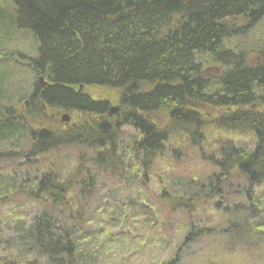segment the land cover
Masks as SVG:
<instances>
[{
    "label": "trees",
    "instance_id": "1",
    "mask_svg": "<svg viewBox=\"0 0 264 264\" xmlns=\"http://www.w3.org/2000/svg\"><path fill=\"white\" fill-rule=\"evenodd\" d=\"M6 4L13 11L0 5V33L7 40L9 32L34 38L37 55L30 67L51 87L42 89L35 83L29 97L32 106L22 113L17 110L27 94H20L15 105L6 104L14 95H5L10 82L0 80V146L5 147L0 163L18 158L24 136L36 157L46 158L69 145L77 152L64 175L61 168L55 172L54 165L37 174L31 154L23 166L32 173L0 176V202L24 194L25 200L37 205L30 220L10 211L12 219L25 222L15 227L17 241L23 242L21 251L52 264L75 263L88 241L84 237L88 203L102 182L115 180L121 185L137 182L140 194L139 187L147 188L153 179L160 184L167 179L181 190L171 197L172 185L160 187L161 206L171 199L177 202L175 208L186 210L200 198L228 199L222 197L224 192L235 193L239 187L233 219L245 230L264 228V219L250 224L259 213L254 188L264 182V31L247 42L253 31L264 29V0H215L198 6L187 0H9ZM8 46L0 39V66L12 63L14 52ZM203 56L218 66V74L205 73ZM81 86L114 92L118 115L110 116L108 100L94 101L79 93ZM203 106L237 112L219 117L208 132L196 111ZM39 107L74 113L80 120L62 132L32 130ZM160 112L168 114L172 128H179L159 129L151 117ZM124 129L136 135H127ZM246 135L253 139L251 150L245 147ZM233 137L240 138L239 145ZM217 141L223 144L219 147ZM43 142L47 147L38 150ZM189 151L206 165V172L169 173L170 164ZM163 156L170 158L168 174L161 177L157 161ZM243 198L256 203L242 207L237 202ZM193 227L194 222L185 242L193 240ZM165 264L182 263L176 254Z\"/></svg>",
    "mask_w": 264,
    "mask_h": 264
},
{
    "label": "rangeland",
    "instance_id": "2",
    "mask_svg": "<svg viewBox=\"0 0 264 264\" xmlns=\"http://www.w3.org/2000/svg\"><path fill=\"white\" fill-rule=\"evenodd\" d=\"M7 1L9 2V0H0V5L4 4L8 12L11 13L13 9L11 5L6 4ZM263 31L262 27L253 31L247 36V42H253L260 38ZM9 33L12 34H9V40H7V35L6 38L3 36V33H0V39L6 41L14 54L10 60L12 63L0 66V80L2 84L10 82L9 91H6L5 95L9 98L14 95L6 104L15 105L14 103L19 101L20 94H27L28 97L22 99V104L17 110V112L22 111L23 113L24 107L26 108L25 102L30 103L29 97L34 91V84L38 81V77L30 67L31 59L37 55V44L34 38L27 33ZM7 51L10 52L8 48ZM201 64L205 73L211 77L218 74V66L214 65L208 57L203 56ZM84 92L95 101L108 100L112 103L110 106L113 105V107H116L119 101L116 94L108 89L89 87ZM28 108L25 110L26 113L29 111ZM196 111L206 121L209 132L219 117L228 112L235 113L237 109L227 111L203 106L198 107ZM37 112L40 115L38 114L39 116L37 115L38 117L32 123V130L47 129L62 132L80 120V116L69 112H57L50 109L42 111L40 107ZM64 115L69 117V123L62 122ZM151 120L161 130L174 129L165 112L154 114ZM124 131L127 135H136L135 131L128 129H124ZM174 131L176 132V130ZM175 134L176 139L181 138L180 132ZM184 136L187 138V135H182V137ZM216 136L220 137L217 134ZM215 139L212 137V142ZM232 140L239 145L240 138L233 137ZM216 143L219 147L223 144L220 141ZM244 144L249 150L254 148L253 139L248 135L244 136ZM19 145L21 147L17 151L18 158L0 163V176L15 172L23 175L26 170L33 172L29 167L24 168L27 165L23 166V159L27 158L28 149H31L29 146L32 145L30 141L28 142V137H22ZM69 146L62 151L45 155L46 158L40 157L34 160V171L37 174L45 173L54 165L55 172H58L60 168L62 175L69 172L77 155L74 149L76 147ZM185 147L189 148L188 145ZM4 148V146H0V156H2L1 152L4 153ZM195 155L193 151L183 152L179 156L181 160H177L176 163L172 162L168 172H187L190 169L206 172V165L197 162ZM163 157L165 159L162 160ZM163 157L157 161V174L161 177L168 174L166 164L170 158ZM29 175L33 176L34 174ZM128 181L131 180L125 181L126 183L122 185L117 180L113 184L102 182V185L96 190L97 194L93 200L89 201L85 214L87 222L85 223L84 232L86 234L84 237H87L88 241L83 247L82 255L74 260L75 263L71 264H165L171 261L176 254L180 257L182 264H264L263 230L257 229L253 238L243 239L241 235L246 231L240 221L233 219L235 208L233 203H236L235 199H239L241 188L238 187L235 193H232L231 189L228 194L224 192L222 197L228 196V199L220 196L205 200L197 199L194 204L190 202L194 208L186 210L180 207L175 208L177 202H171V199L161 206L160 187L167 189L172 185L171 197H174L172 194L180 189L167 179L163 180L164 184L163 182L160 184L158 179H153L147 188L139 187L140 194L137 182L129 185ZM254 191L259 196V213L252 220L251 225L255 221L259 222L260 219H264V182L254 188ZM183 196L188 200L186 194ZM24 198V194H16L14 197L0 202V264H52L47 262L46 258H38L35 255L27 256L21 251L23 242L17 241L15 227L25 226V222H23V218L21 221L16 218L12 219L10 211L15 209L16 215L28 216L29 220L38 211L34 202ZM246 198L237 203L242 207L246 206L243 205L244 203H256L255 200L252 202L250 198ZM225 206H228V210L224 211ZM19 222L20 224H18ZM193 222L195 231L193 240L185 242L190 230V223ZM9 223L10 225L7 227Z\"/></svg>",
    "mask_w": 264,
    "mask_h": 264
},
{
    "label": "bare ground",
    "instance_id": "3",
    "mask_svg": "<svg viewBox=\"0 0 264 264\" xmlns=\"http://www.w3.org/2000/svg\"><path fill=\"white\" fill-rule=\"evenodd\" d=\"M17 33V32H16ZM16 72V71H15ZM4 77H6V76H4ZM7 78V77H6ZM171 127H172V125H171ZM173 128H179L178 126H173ZM68 140L69 141H71L72 139H71V137L70 138H68ZM63 141H65V140H63ZM29 142V141H28ZM32 150H34V147H33V144L32 145H30L29 146ZM47 147V144H44V142L42 143V144H38L37 146H36V148L39 150V149H44V148H46ZM31 149H28L29 150V152H28V156H30L31 154L34 156V160H37V159H39L40 157H36L33 153H31ZM35 151V150H34ZM31 155V156H32ZM29 160H31L32 161V158L31 157H29ZM127 167V166H126ZM133 167V166H132ZM260 229H263L264 230V228H262V227H259ZM259 228H257V229H259ZM256 229V230H257ZM245 230V229H244ZM246 232L244 233V234H242L241 235V237L243 238V239H250V238H253V236H254V234L256 235V231L255 230H252V229H246L245 230ZM251 235V236H250ZM262 238H264V231H263V235H262Z\"/></svg>",
    "mask_w": 264,
    "mask_h": 264
},
{
    "label": "water",
    "instance_id": "4",
    "mask_svg": "<svg viewBox=\"0 0 264 264\" xmlns=\"http://www.w3.org/2000/svg\"><path fill=\"white\" fill-rule=\"evenodd\" d=\"M215 0H187V3L190 5V6H198V5H203V4H208V3H211V2H214ZM39 84L42 86V87H45L47 84L44 82V78L41 77L39 79ZM82 88V87H81ZM115 110V109H113ZM63 121H68L67 119L63 120Z\"/></svg>",
    "mask_w": 264,
    "mask_h": 264
},
{
    "label": "flooded vegetation",
    "instance_id": "5",
    "mask_svg": "<svg viewBox=\"0 0 264 264\" xmlns=\"http://www.w3.org/2000/svg\"><path fill=\"white\" fill-rule=\"evenodd\" d=\"M27 104V103H26Z\"/></svg>",
    "mask_w": 264,
    "mask_h": 264
}]
</instances>
